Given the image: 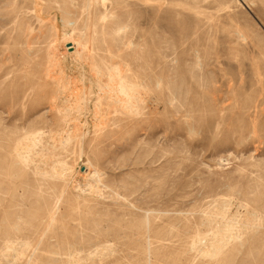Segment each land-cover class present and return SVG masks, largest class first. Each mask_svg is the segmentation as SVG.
I'll list each match as a JSON object with an SVG mask.
<instances>
[{
	"label": "rangeland",
	"instance_id": "obj_1",
	"mask_svg": "<svg viewBox=\"0 0 264 264\" xmlns=\"http://www.w3.org/2000/svg\"><path fill=\"white\" fill-rule=\"evenodd\" d=\"M80 263L264 264V0H0V264Z\"/></svg>",
	"mask_w": 264,
	"mask_h": 264
},
{
	"label": "bare ground",
	"instance_id": "obj_2",
	"mask_svg": "<svg viewBox=\"0 0 264 264\" xmlns=\"http://www.w3.org/2000/svg\"><path fill=\"white\" fill-rule=\"evenodd\" d=\"M68 48H70V45H67ZM5 249V248H4ZM15 249V248H14ZM12 251V250H11ZM152 252V251H151ZM111 254V253H110ZM76 256V255H75ZM75 259V258H74ZM77 259V258H76ZM151 261V260H150ZM77 262V261H76ZM81 264V263H80Z\"/></svg>",
	"mask_w": 264,
	"mask_h": 264
}]
</instances>
